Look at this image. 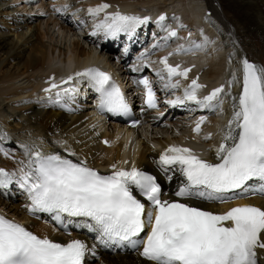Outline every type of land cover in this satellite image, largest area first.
<instances>
[{
  "label": "snow or ice",
  "instance_id": "snow-or-ice-1",
  "mask_svg": "<svg viewBox=\"0 0 264 264\" xmlns=\"http://www.w3.org/2000/svg\"><path fill=\"white\" fill-rule=\"evenodd\" d=\"M110 7L101 3L87 10L91 17L99 18L94 25L96 32H103L106 37L120 33L132 36L151 21L148 16L108 12ZM166 19L162 14L155 21L167 33L165 41L178 35L176 29L165 25ZM189 50L181 46L177 52ZM145 55L142 53L141 58ZM159 63L162 68L157 76L164 81L165 89H178V78L188 79L191 69L169 64L168 56ZM76 78L87 79L99 93V110L128 111L124 95L111 75L97 67L76 72L59 83L52 78L44 89L49 102L64 107L61 101L76 88L62 85H69ZM138 83L146 89L148 107H155L156 94L149 79L144 77ZM237 83L240 90L233 95L231 89ZM205 87L198 78L192 79L183 95L168 103L183 106L191 102L215 110L222 107L223 96L231 98L232 115L215 151L216 162L202 159L191 148L170 145L159 155L158 167L165 173L175 169L183 178L174 193L176 197L226 202L231 197L225 194L245 189L254 179L260 182L264 193V65L244 58L239 75L234 71L227 86L222 84L201 97L199 93ZM204 122V117L197 120L193 132L199 134ZM0 136L6 138V134ZM210 138L211 134L204 137ZM24 150L28 159L20 162L18 171L10 173L0 168V187L15 181L27 193L30 213H54L62 225V214L90 218L93 223L89 226L99 232L102 242H127L134 248L142 245L140 255L149 264H259L257 250H264V208L244 204L222 214L213 213L179 200L162 199L157 177L135 165L123 168L113 164L111 174L104 175L84 160L74 162L59 153L45 154L27 146ZM0 152L8 155L3 148ZM134 189L147 203L137 198ZM149 226L145 238L139 239ZM89 252L95 255L94 248L90 249L81 239L56 242L0 215V264H85Z\"/></svg>",
  "mask_w": 264,
  "mask_h": 264
},
{
  "label": "bare ground",
  "instance_id": "bare-ground-1",
  "mask_svg": "<svg viewBox=\"0 0 264 264\" xmlns=\"http://www.w3.org/2000/svg\"><path fill=\"white\" fill-rule=\"evenodd\" d=\"M122 1L142 9L176 8L177 23L196 28L200 56L204 60L211 56L207 61L209 68L203 73L208 82L219 73L231 76L236 71L239 75L240 61L244 58L264 65V0ZM8 2L0 0V133L6 134V138L0 136V148L8 153L5 156L0 152V164L16 172L21 167L20 162L28 159L24 146L44 153L53 146V140L64 137L77 155L94 166L127 161L129 165L151 167L157 154L155 146H162L171 139L168 133L162 130L159 137L157 133L152 135L145 130L124 133L114 127L103 137L112 139L116 136L119 142L107 149L99 144L101 134L94 128L92 119H84L89 113V104L78 105L69 101L62 103L64 107L52 104L45 108L37 98L38 79L42 74L61 71L64 61L75 68L96 61L92 49L104 53L107 46L102 40L95 43L96 36L93 39L85 34L77 36L66 20L59 25L56 18L44 21L17 8L4 7ZM171 3H175L174 6H169ZM206 9L212 11L210 16L204 14ZM208 23L211 27L207 26ZM231 92L237 95L238 87ZM207 133L201 139L209 145L214 137L204 139ZM167 176L172 177L170 181H164L169 187L177 177V171L171 169ZM6 197L8 200L4 201ZM251 202L264 204V198H253ZM28 205L27 196L14 189L0 192V206L5 212L30 220L31 227L40 235H52L51 225L28 217ZM104 264L149 263L131 254L109 255Z\"/></svg>",
  "mask_w": 264,
  "mask_h": 264
},
{
  "label": "rangeland",
  "instance_id": "rangeland-1",
  "mask_svg": "<svg viewBox=\"0 0 264 264\" xmlns=\"http://www.w3.org/2000/svg\"><path fill=\"white\" fill-rule=\"evenodd\" d=\"M6 6H7V5H4V7H6ZM8 10H10V9H8ZM18 17H20V16H18ZM43 24H44V23H43V22H41V27H42V28H44V25H43ZM44 42H46V39L44 40ZM46 43H47V42H46ZM28 72H29V73H31V71H30V70H29Z\"/></svg>",
  "mask_w": 264,
  "mask_h": 264
}]
</instances>
